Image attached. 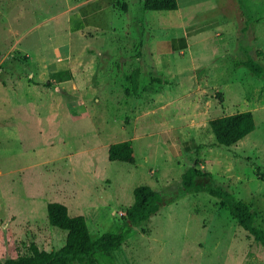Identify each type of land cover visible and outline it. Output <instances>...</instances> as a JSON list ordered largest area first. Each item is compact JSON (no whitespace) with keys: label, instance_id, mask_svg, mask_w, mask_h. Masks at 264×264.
Returning a JSON list of instances; mask_svg holds the SVG:
<instances>
[{"label":"rangeland","instance_id":"obj_1","mask_svg":"<svg viewBox=\"0 0 264 264\" xmlns=\"http://www.w3.org/2000/svg\"><path fill=\"white\" fill-rule=\"evenodd\" d=\"M66 1L0 0V260L26 254L31 243L45 251L63 246L66 232L48 223L49 203L83 216L97 238L119 232L133 190L149 186L175 193L101 264H181L183 247L184 261L203 255L209 264H264L218 198L176 191L199 161L211 174L206 181L255 210L264 230V77L238 65L252 57L264 71V0L194 6L204 20L198 25L219 27L207 48L195 45L191 66L173 76L153 71L154 60L145 57L146 25L161 12L134 4L129 28L87 47L90 58L73 69L77 87H48L51 76L39 78L37 57H46L48 72L65 74L66 62L56 56H66V16L59 15ZM185 1L178 0L182 8ZM243 111L252 112L255 130L218 147L208 122ZM129 140L134 164L109 161L107 146Z\"/></svg>","mask_w":264,"mask_h":264},{"label":"trees","instance_id":"obj_2","mask_svg":"<svg viewBox=\"0 0 264 264\" xmlns=\"http://www.w3.org/2000/svg\"><path fill=\"white\" fill-rule=\"evenodd\" d=\"M142 7L144 11H175L178 4L177 0H143ZM238 65L245 66L258 78L264 77L263 69L252 57L238 62ZM208 127L218 147L230 148L255 130V122L251 111H243L212 119L208 122ZM108 160L134 164L131 141L109 145ZM199 165L200 162L195 161L194 166L182 174L181 186L176 190L177 193L185 195L188 192H206L218 198L222 205L226 206L233 220L252 237L253 252L264 254V230L256 225L257 212L223 188L208 183L206 178L211 177V174L199 170ZM259 176L264 181V169ZM171 193L165 195L149 186L136 187L133 190V203L125 211L121 230L116 233H104L97 238H93L83 216L72 217L68 214L66 206L49 203L48 223L66 232L63 246L45 251L31 243L26 254L5 258L0 260V264H101L100 258L110 259L112 254L119 250L133 226L146 222L158 212L162 204L165 205L173 198Z\"/></svg>","mask_w":264,"mask_h":264},{"label":"crops","instance_id":"obj_3","mask_svg":"<svg viewBox=\"0 0 264 264\" xmlns=\"http://www.w3.org/2000/svg\"><path fill=\"white\" fill-rule=\"evenodd\" d=\"M142 1L67 0L65 9L59 14L60 17L66 16L65 29L68 39L67 49L65 51L66 56H56L57 63L66 62V68H63L66 72L62 75H59V70L48 72L46 57L44 55H38L37 60L41 61L39 78L44 79V76L50 74L51 79L46 81L45 84L48 87H53L54 83L64 87L67 85H72L73 88L77 87L73 69H75L76 64L80 60H83V58H90L91 55L87 51V47L91 43L100 40L99 38L105 37L108 34L110 35L116 28H129L130 24L134 22H132L128 13L134 4L137 5L138 3H142ZM206 1L186 0L182 8L177 0L178 9L175 11H149L155 13L161 12L158 13L159 16L154 20H158L156 24H152V26L149 24V27L146 25L151 31H148L147 34V39L149 40L143 42L145 48L149 51L146 52L147 55L145 57L150 64L152 62L151 59L154 60V63L151 64L155 67L153 71H160L165 75L173 76L177 71L181 72L188 66H191L194 60L192 51L195 49V45H199L201 51L207 48V39L214 33L218 25L214 21L209 23L206 21L198 25L197 22L199 20H204L203 18H199V16L197 18L192 12L194 6L199 5L196 7L199 8ZM34 75L30 71L28 77L32 79ZM38 83L44 84L43 80ZM55 90L61 91L59 87H55ZM155 97H158L157 93L151 95L152 99ZM146 138L149 140L153 137L149 134ZM129 141L132 143V140ZM174 150L175 154L180 153L176 148ZM183 250L181 251V264H209L208 259H205L203 255L190 256L186 258L189 262L184 261L186 248L183 247Z\"/></svg>","mask_w":264,"mask_h":264},{"label":"built area","instance_id":"obj_4","mask_svg":"<svg viewBox=\"0 0 264 264\" xmlns=\"http://www.w3.org/2000/svg\"><path fill=\"white\" fill-rule=\"evenodd\" d=\"M120 216H122V217L125 216V213H120Z\"/></svg>","mask_w":264,"mask_h":264}]
</instances>
